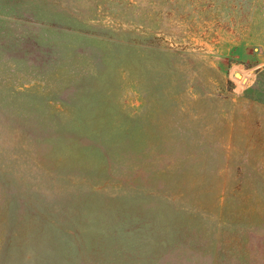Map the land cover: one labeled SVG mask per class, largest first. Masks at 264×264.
Instances as JSON below:
<instances>
[{
    "label": "rangeland",
    "instance_id": "rangeland-1",
    "mask_svg": "<svg viewBox=\"0 0 264 264\" xmlns=\"http://www.w3.org/2000/svg\"><path fill=\"white\" fill-rule=\"evenodd\" d=\"M0 264H264V0H0Z\"/></svg>",
    "mask_w": 264,
    "mask_h": 264
},
{
    "label": "bare ground",
    "instance_id": "bare-ground-1",
    "mask_svg": "<svg viewBox=\"0 0 264 264\" xmlns=\"http://www.w3.org/2000/svg\"><path fill=\"white\" fill-rule=\"evenodd\" d=\"M234 74H235V76L238 77V78H240V77L242 76L241 73H240L239 71H235Z\"/></svg>",
    "mask_w": 264,
    "mask_h": 264
}]
</instances>
